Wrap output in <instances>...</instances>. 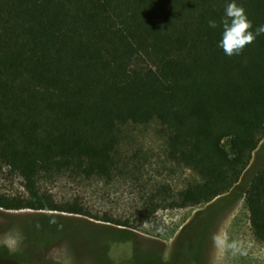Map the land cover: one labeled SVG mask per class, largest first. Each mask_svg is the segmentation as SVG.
I'll use <instances>...</instances> for the list:
<instances>
[{
    "label": "trees",
    "instance_id": "16d2710c",
    "mask_svg": "<svg viewBox=\"0 0 264 264\" xmlns=\"http://www.w3.org/2000/svg\"><path fill=\"white\" fill-rule=\"evenodd\" d=\"M230 2L0 0V166L24 190L0 194V208L91 217L58 203L41 181L126 173L138 157L126 145L151 127L166 178L141 217L207 206L212 223L244 195L252 234L264 243V158L238 190L264 136V34L225 55L219 22ZM236 3L252 31L264 25V0ZM178 171L190 175L180 189L168 180Z\"/></svg>",
    "mask_w": 264,
    "mask_h": 264
},
{
    "label": "rangeland",
    "instance_id": "374dc122",
    "mask_svg": "<svg viewBox=\"0 0 264 264\" xmlns=\"http://www.w3.org/2000/svg\"><path fill=\"white\" fill-rule=\"evenodd\" d=\"M137 134L126 145L130 154L138 155H130L133 159L126 173L110 180L80 179L64 173L41 181L42 190L58 203H76L91 217L0 208V247L19 254L17 258L0 255V264H264V243L252 234L244 195L219 212L212 223L207 206L159 208L150 218L141 217L166 172L162 140L153 128L140 129ZM263 158L264 136L240 178L238 190H246ZM188 177V172L178 171L168 180L180 189ZM23 192L21 179L0 166V194ZM104 217L129 225L105 222ZM17 232L22 240L10 247L7 236Z\"/></svg>",
    "mask_w": 264,
    "mask_h": 264
},
{
    "label": "clouds",
    "instance_id": "9594fccd",
    "mask_svg": "<svg viewBox=\"0 0 264 264\" xmlns=\"http://www.w3.org/2000/svg\"><path fill=\"white\" fill-rule=\"evenodd\" d=\"M219 23L222 26V33L218 47L222 48L227 56L240 55L245 46L253 43L257 36L264 34V25L252 31V21L248 19L244 7L238 5L236 0H232L227 4L225 15ZM208 25L210 28L218 26L215 20H209ZM51 223H56V221L52 220ZM21 240L20 233H10L7 236L6 243L10 247H15Z\"/></svg>",
    "mask_w": 264,
    "mask_h": 264
},
{
    "label": "water",
    "instance_id": "95a60500",
    "mask_svg": "<svg viewBox=\"0 0 264 264\" xmlns=\"http://www.w3.org/2000/svg\"><path fill=\"white\" fill-rule=\"evenodd\" d=\"M53 217H58V216H55V215H52ZM41 217H45V215H42ZM62 218V217H61ZM89 223V222H88ZM110 229H113V230H116V231H119L118 228H114V227H108Z\"/></svg>",
    "mask_w": 264,
    "mask_h": 264
},
{
    "label": "flooded vegetation",
    "instance_id": "af4514ba",
    "mask_svg": "<svg viewBox=\"0 0 264 264\" xmlns=\"http://www.w3.org/2000/svg\"><path fill=\"white\" fill-rule=\"evenodd\" d=\"M185 227H186V226H185ZM185 227L182 228L181 231H184ZM181 231H180V232H181ZM180 232H179V233H180ZM175 244H176V243H175ZM0 255H2L3 257H8V256H6L4 253H0ZM8 258H10V257H8Z\"/></svg>",
    "mask_w": 264,
    "mask_h": 264
}]
</instances>
